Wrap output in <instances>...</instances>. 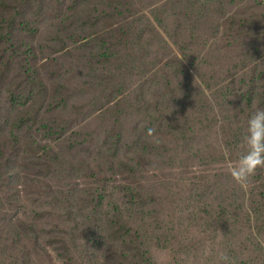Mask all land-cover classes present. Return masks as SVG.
Returning a JSON list of instances; mask_svg holds the SVG:
<instances>
[{"label": "rangeland", "instance_id": "374dc122", "mask_svg": "<svg viewBox=\"0 0 264 264\" xmlns=\"http://www.w3.org/2000/svg\"><path fill=\"white\" fill-rule=\"evenodd\" d=\"M44 2L40 14L32 16L29 21L40 26L38 43L49 41L47 46L41 47L34 40L33 53L26 55L21 65L14 66L20 47L25 51L30 46H23L22 30L9 28L0 41V78L4 79L0 84L1 94L6 97L7 88L21 93L17 90L18 86L26 82L24 80L28 75L32 76L29 79L31 85L34 81L37 83L33 100L40 104L43 117L41 123H33V128L27 127L26 138L29 141L41 139L42 144L49 143L61 153V161L52 169L56 175L61 173L63 164L81 150H88L85 157L96 168L98 177L95 179L99 178L102 169L111 168L113 158L128 154L135 165L150 171L146 172L149 178H161L164 187L155 186L147 195L148 184L138 190L132 186L131 194L134 193L139 202L134 206L128 203L121 213H106L100 232L109 245L106 250H97L81 238L84 227L101 224L97 215L89 220L88 210L79 211L81 206H89L84 202H89L91 181L78 176H69L68 182L64 180L74 192L72 208L76 213L79 211L78 221L81 223L78 231H75L78 225L69 220L68 215L63 212L62 217H58L50 204H44L45 201L50 203L49 198L41 197L39 203L33 204L25 197L27 187L17 186L21 203L38 211H49L39 224L52 231L40 233L43 239L41 256L35 263L119 264L129 255L132 257L130 260L137 264H209L210 259L212 264H227L228 260L221 261L220 257L226 255L229 258L230 243L225 236L233 232L237 237L234 242L243 238L247 243L237 247L239 259L245 264H264V198L254 189L256 181L264 179V168H257L255 174L248 178L247 186H242L246 198L238 188H229L230 179L215 207L212 200H201L204 191L193 183L210 168L214 169V173H230L242 156L236 154L246 152L242 142L247 135L249 117L257 109H264V0ZM120 4L121 8L111 9ZM139 7L144 8L147 20L152 22L145 24L141 30L146 32L152 25L148 32L142 33L150 43L158 40L157 33H161L175 49H191V58H184L195 87L191 106L182 107L179 100L169 102L164 109L165 121L161 128L164 131L170 120L177 116V125L181 130L174 135L189 138L179 142L169 137L154 148L140 142L143 150L129 148L131 140H126L124 148L116 153L112 138L105 135L113 129L114 117L103 120L98 115L86 113L98 105L97 99L102 104L107 102L111 112L122 107L126 112L131 111L132 117L128 120L124 118L126 134L144 133L147 128L157 132V124H163H155L156 113L148 117L142 112L130 110L129 103L121 96L136 88L142 67L137 47L130 46L127 50L126 40L123 45H116L120 35L118 30L125 29L133 11ZM3 14L4 19L9 18L6 11ZM104 16H107L108 27L113 32L111 38L102 43L101 34L95 38L94 32L102 27ZM167 16L169 21L165 24L154 22ZM210 21L224 25L223 32L213 37L208 29ZM174 28L180 29L181 38L190 42L180 40L176 33L170 36L167 30L173 31ZM6 48L9 51H5ZM29 57L37 66H33ZM118 58H124L126 66L117 67ZM10 62V66H4ZM95 67H107L103 76H97L98 81L93 77L92 68ZM5 68L6 75L3 76L2 69ZM154 69L171 78L174 76L177 86L180 77L185 74L176 63ZM212 107L216 113H212L214 119L210 120L207 109ZM43 125L53 133L51 138L45 136L47 128ZM42 126L44 131L40 132ZM152 143L155 144L154 141ZM102 144H106L108 149H101ZM29 159L31 163L33 159ZM217 161L220 163L215 164ZM35 168H40L38 160ZM35 176H38L36 170ZM131 177L133 174L128 176ZM122 179L125 180L118 174H112L105 187L111 192L130 185V181L128 183L127 180L126 184ZM191 192H194L195 198L189 199ZM119 198L120 194L116 193L114 202L124 207ZM109 200H112L111 197ZM109 200H106L107 205ZM94 232L98 234L94 236L100 235L99 228ZM88 245L92 248L90 251H87ZM51 250H55V254H51Z\"/></svg>", "mask_w": 264, "mask_h": 264}, {"label": "trees", "instance_id": "16d2710c", "mask_svg": "<svg viewBox=\"0 0 264 264\" xmlns=\"http://www.w3.org/2000/svg\"><path fill=\"white\" fill-rule=\"evenodd\" d=\"M44 0H0V41L4 39V35L8 33L9 28L12 30L21 29L24 35L22 39L23 46L29 44V48L25 51L20 47V55L15 65H21L23 58L29 53L32 54V48L34 40L37 41V35L39 33L40 26L29 20L32 16L39 15L42 11V6ZM99 7V6H95ZM121 8V4L112 7V10ZM6 11L9 18L4 19L3 12ZM150 14V13H149ZM152 18V15L150 14ZM36 18L33 20L35 21ZM149 20V19H148ZM147 20V13L144 8L133 11V15L128 21L125 29L118 30L120 35L117 38L116 45H123L126 40L127 50L130 46H135L139 49L140 61L142 67L140 72V79L136 83V88L132 90L131 93L121 95L127 103L130 105V110H134L137 113H144L145 116L152 117L154 113L155 124H157L159 131L155 132L153 136L148 135L147 128L144 133H125L124 118L128 120L131 118V111L126 112L124 107L116 109L111 112V107L107 102L100 101L97 99L98 105L93 106L91 110L87 111L88 115H98L100 119H109L111 116L114 117L113 129L107 132L108 138H112L111 142L115 148L116 153L120 148H124L126 140H131L128 147H136L137 149L143 150L140 147V142H146V144L153 147L154 145H161L163 141L167 138H172L175 141L185 142L188 140L189 136L182 137L180 135H174L175 133H180V127L177 125L178 117L174 116L168 126L164 131L161 128L164 125L165 114L164 109L169 102L180 101L182 107L191 106L190 101L194 96L195 87L193 86V80L190 76L189 69L184 64V58H191L190 47L186 49L178 50L175 49L174 45L165 39L161 33H157L158 40L154 43H150L148 37L142 33L148 32L152 25L148 28L146 32H142L143 26L145 24H151ZM107 16H104L101 23L102 27L94 32L95 38L98 34H101L102 43L112 36V30L108 27ZM115 21V20H114ZM169 21V17L164 19H159L154 21L157 24H165ZM172 21V20H171ZM116 21L113 23L115 24ZM173 23V22H172ZM154 24V23H153ZM174 24V23H173ZM224 25L212 22L208 24V29L213 37L218 33H222L224 30ZM180 29L167 30L168 34L173 37L176 33L180 36V40L188 41V39L181 38ZM13 38V37H12ZM139 38L141 40H139ZM135 40V43H132ZM49 41L39 42V46L45 47ZM5 51H9L6 48ZM33 66H37L33 63L32 58H28ZM102 61H99L101 63ZM131 63V62H130ZM176 63L181 70L185 71L179 81L178 86L174 83V76L171 78L169 75L164 73H158L155 71L154 67L168 65ZM12 62L5 64L4 66H10ZM124 58H118V66H126ZM91 69V67H90ZM107 67H95L92 68L93 77L97 79V76L101 77L106 73ZM6 68L2 69L3 76L6 75ZM111 74L114 75V70L110 67ZM116 71H119L117 69ZM32 76L28 75L25 83L18 86V91L21 93L14 92L12 88H7L6 91L8 95L5 97L0 90V261L2 264H36L35 260H38L41 256L42 240L40 233L52 231L50 229H45L41 227L39 222L41 218L44 217L49 211H38L36 209L28 208L22 201L19 188L17 186L24 185L27 187V192L25 197L29 198L33 204L39 203L41 197L49 198V202H44L51 205V210H55L58 217H62L64 214L68 215L69 220L73 221L78 225L75 231L80 228V221H78V212L81 210L84 212L88 210V218L91 220L92 216L97 215L98 222L101 224H94L96 226L83 228V233L81 238L87 240L89 244L91 243L93 247L97 250L104 249L109 245L107 240L102 236L100 232V227L105 221L106 213H121L128 203L134 206L139 202L134 193L131 194V190H138L142 188L145 184H148V194L152 191L155 186L163 188V181L158 176H153L154 178H149L146 175L150 171H145L143 167L135 165L133 159L128 157V154L117 155L111 160V168L102 169L99 178L95 179L97 176L96 168L93 166L90 160H87L85 154L88 150H81L75 153L71 158H69L61 169V173L56 175L53 173L52 169L58 166L59 161H61V153L55 150L49 143H41L40 140L29 141L27 137V127H32L33 123H41L43 113L39 103L33 100L34 94L37 92V83L29 82ZM0 84L4 79L0 78ZM98 81V79H97ZM97 81H95L97 83ZM189 82L187 85H182L181 83ZM44 93H46L44 91ZM184 96V98H183ZM32 101V102H30ZM116 104V103H115ZM114 104V105H115ZM193 106V105H192ZM208 108V107H207ZM211 109V108H210ZM210 112V120L214 119L215 108L212 107ZM194 112V111H193ZM214 115H213V114ZM154 116V117H155ZM153 117V119H154ZM44 126V125H43ZM43 126L40 128V132L47 128L45 136L49 139L53 133L48 130V126ZM39 129V127H38ZM137 133V134H136ZM42 136V134H41ZM244 136V135H243ZM44 139V138H43ZM154 141L155 144L152 142ZM101 149H108L106 144L100 145ZM154 148V147H153ZM236 154V153H234ZM244 154L238 152L236 155ZM32 162L30 163V159ZM36 160L40 163V168H35ZM217 161L215 164H219ZM33 167H32V166ZM35 169L38 176L34 174L31 175V171ZM76 173L78 175H76ZM112 174H118L122 176L127 184L130 181V185L121 186L118 191H109L105 185L106 181L110 179ZM133 174V177L128 178L129 175ZM69 176L73 177H84L91 181L90 189L88 190V203L89 206L80 207L79 211L74 212L72 205L75 203V197L72 186L67 184ZM259 176V175H256ZM95 179V180H94ZM152 179V180H151ZM231 179V181H230ZM66 180L67 182H64ZM230 181L229 188H238L240 193L246 198V192L240 184H238L228 172L214 173V169L210 168L196 178L193 183L196 184V188H201L204 191V196L201 200H212L214 206L218 203V198L221 197V192L226 188L228 182ZM150 182V183H149ZM257 184L254 189L259 191L260 196L264 198V179L256 181ZM53 185H56L53 187ZM133 186V188H132ZM38 191V192H35ZM120 194V200L123 202L124 207L119 203L114 202L115 194ZM111 197V202L109 198ZM195 198L194 192H191L190 198ZM109 200V205L106 204V200ZM15 201H18L17 203ZM82 201V200H81ZM85 205V204H83ZM113 205V207H112ZM111 206V207H110ZM108 207V208H106ZM24 209V210H21ZM84 214V213H83ZM23 215V216H22ZM85 217V215H84ZM17 228V229H16ZM99 228V236L94 232V229ZM191 227H189L190 229ZM188 229V230H189ZM96 235V236H94ZM241 236V235H240ZM242 237V236H241ZM229 238L230 251L227 264H245L242 259H239L237 255V247L239 245L247 244L244 239H240L239 242H234L233 239H237L233 232H228L225 239ZM158 248L159 245H158ZM162 248H166L162 246ZM92 248L88 245L87 251ZM234 251V254L232 253ZM92 252V251H91ZM51 254H55V250L50 251ZM132 257L127 255L119 264H137ZM209 264H212L210 259Z\"/></svg>", "mask_w": 264, "mask_h": 264}, {"label": "clouds", "instance_id": "9594fccd", "mask_svg": "<svg viewBox=\"0 0 264 264\" xmlns=\"http://www.w3.org/2000/svg\"><path fill=\"white\" fill-rule=\"evenodd\" d=\"M155 129H149L148 135L153 136ZM242 146L246 152L230 169L233 179L246 187L248 178L255 174L257 168H264V109H257L247 121V135L243 138ZM221 261H227L226 255H221Z\"/></svg>", "mask_w": 264, "mask_h": 264}]
</instances>
